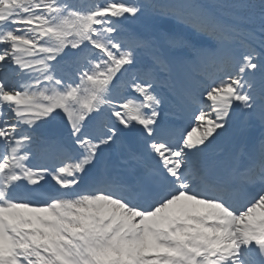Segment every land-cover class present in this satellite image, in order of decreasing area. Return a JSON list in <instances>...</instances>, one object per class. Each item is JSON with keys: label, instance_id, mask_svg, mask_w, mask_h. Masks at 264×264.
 Instances as JSON below:
<instances>
[{"label": "snow or ice", "instance_id": "6c2138e0", "mask_svg": "<svg viewBox=\"0 0 264 264\" xmlns=\"http://www.w3.org/2000/svg\"><path fill=\"white\" fill-rule=\"evenodd\" d=\"M0 264H264V0H0Z\"/></svg>", "mask_w": 264, "mask_h": 264}]
</instances>
